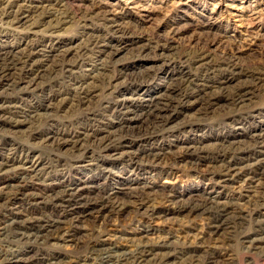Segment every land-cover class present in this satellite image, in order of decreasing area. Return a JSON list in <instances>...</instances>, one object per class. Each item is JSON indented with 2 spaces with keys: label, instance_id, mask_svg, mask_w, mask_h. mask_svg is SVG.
<instances>
[{
  "label": "bare ground",
  "instance_id": "bare-ground-1",
  "mask_svg": "<svg viewBox=\"0 0 264 264\" xmlns=\"http://www.w3.org/2000/svg\"><path fill=\"white\" fill-rule=\"evenodd\" d=\"M91 1L95 6L82 10L72 0H0V33L9 30L46 38L44 45L24 49H14L9 37L0 38V264H176L177 256L195 254L198 247L191 246L202 245L203 256L191 257L187 264H219V238L226 230L233 231L243 254H255L264 261V131L243 145L237 140L216 144L212 154L220 161L208 168L210 180L238 184V193L248 194L244 197L249 207L220 203L211 192L193 193L184 200L148 182L123 180L107 190L63 180L69 165L84 168L87 164L109 172L105 159L172 171L184 162L196 170L207 156L192 144L174 145V151L170 144L142 153L133 147L175 137L178 130L192 128L206 116L230 124L240 122L241 117L254 118L256 107L264 102V58L255 69L244 70L239 68L235 47L214 57L206 45L176 50L170 44L179 35L176 31L153 46L133 45L127 52L132 57L163 61L137 74L135 79L140 82L153 79L165 66L179 65L180 72L168 77L163 90L151 97L115 96L119 92L115 82L127 59L125 52L120 56L124 47L88 33L57 53L51 44L67 23L84 29L86 23L102 22L104 29L125 38L128 31L120 20L128 15L127 10L143 17L154 6L147 0L144 4V0H127L124 8L111 7L108 0ZM258 15L255 11L239 19L249 37ZM242 76L245 80L236 87L229 85ZM255 97H259L257 102H253ZM191 100L200 104L202 113L178 128L171 126L173 115L191 105ZM221 101L225 102L222 109L217 105ZM250 158L252 170L244 173L241 162ZM241 171L245 177L239 182ZM56 173L61 180L37 193L35 187ZM163 206L186 220L205 217L204 228L184 235L189 249H177L168 232L161 235L151 228V222L165 218ZM83 224L88 231L81 228ZM134 225L143 229L141 233L134 230L129 239L118 235L120 227ZM67 243L72 247L70 253L62 249Z\"/></svg>",
  "mask_w": 264,
  "mask_h": 264
},
{
  "label": "rangeland",
  "instance_id": "rangeland-1",
  "mask_svg": "<svg viewBox=\"0 0 264 264\" xmlns=\"http://www.w3.org/2000/svg\"><path fill=\"white\" fill-rule=\"evenodd\" d=\"M125 1L127 0H108L111 7L120 8L127 7L124 4ZM147 1H149L150 5L154 7H149L151 10H149V12L143 13L145 14L143 15V17H140V15L134 11L127 10L128 15L125 16V18L123 19L124 21L120 20L121 23H124L123 26H125L128 31L127 37L122 38L118 34H113L110 31H107L106 29H104V26H102V22L97 23L95 21H92L90 25L89 23H86L85 25L88 26H85L84 29H81V25L78 26L77 24L67 23L61 27L60 31H58L57 33L58 37H56L55 40H53L54 43L52 42L51 44V46L53 45V53H57L58 50H63V48L66 49L67 47L74 45V43L78 40L85 39L86 33L102 37L106 43H109V45L117 44L120 47H124L125 49L120 56H122L125 52V55L123 56H126L127 59L124 61L125 64L123 66L125 67L122 70V75L118 78L119 81L117 80L115 82V84L119 83V92L116 93L115 96H121V94L123 95L124 93L125 97L129 96L128 98L131 97L132 99L143 96L151 97L161 92L164 88V85L168 82V77H170L171 75H177V72H180L179 69L181 67L179 65L162 67L164 71L159 72L155 77H153V79L148 80L147 82H140L135 78H138V75L142 74L144 68H146L148 65H161L163 61H148L147 59L132 57L128 55L129 53L127 52V50H129L130 47L132 48L133 45L149 44L153 46L154 42L163 40L164 38L168 37L171 31L179 32V35L176 37V39L170 43L171 47L175 48L176 50H185L189 47L200 48L206 45L211 51V57H214L220 56L228 47H235L236 49H238L237 57L239 61V68H242L244 70L255 69V67L264 58V0ZM177 2H179L178 6L176 5ZM72 3L73 5H79L82 10L95 6L93 5L91 0H72ZM141 3H146V0L142 1ZM158 5H161V7H158ZM255 11L259 12V15L253 21L254 25L251 30L253 31V34L249 37L246 27L244 25H241L239 19H247L249 18L250 14ZM146 15H148L149 18L144 17ZM152 36L155 37L153 41L150 42L149 39H152ZM4 37H9L8 41L14 47V49H24L25 47H27V45L38 47L39 45H44L46 40V38H44V36L42 35L33 38L29 34L16 32L14 33L10 32L9 30L1 31L0 38ZM232 39H235L236 41L233 42ZM31 40L34 41V43L30 42ZM129 42L134 43L129 44ZM205 42L206 44H204ZM163 52L173 53L171 51H167L166 49H163ZM243 80H245L243 76L238 80L233 79L232 81H230L229 85L236 87V85L239 84L238 82ZM258 100L259 97H255L253 102H257ZM191 102V105L185 106L173 115V118L170 122L171 126L178 128L184 124L189 123L191 119L197 118L199 116V113H202L199 110L200 104L193 103V100H191ZM217 105L222 109V107L225 105V102L221 101ZM254 114H256L254 115L256 116L254 118H252V116L241 117L240 122L231 124L223 123L219 118L212 119L210 118V116H206L202 118L203 120L198 122V125L192 128L186 126L184 130H178L179 133L176 134L175 137H167L166 139H161L158 142L153 141V143L149 142L133 147V150H136L138 153H142L146 152L150 148L165 149L170 144L173 151L175 150V146L192 144L195 147L202 149L204 151L203 154H205L204 156H207V160L196 170L190 168V166L185 164L184 162L180 163V165H182L181 168L172 171L169 169H162L161 167H148L143 163H140L136 165V167H133L128 165L124 159H105L104 168L109 170V172H104L101 170V168L89 166L87 164H85L86 167L84 168H73L71 167V165H69L70 167H66L63 171V180H66L67 182L80 181L79 183H81V185H88L87 187H95L96 185L101 186L102 188H105L107 190H110V188L112 187H116V184L119 182H123V180H128L134 183L148 182L152 187H156V189L164 188L166 190L165 193H175L176 195L181 196L184 200L193 193L211 192V196L215 195L214 197L216 201L220 203H237L240 206L244 205L245 207H249L247 199L244 197L248 196V194L242 193L240 195L237 190L238 184L223 185L222 183H216L215 180H210L208 170L217 166L218 162L220 161L219 158L215 159V154H212V150L215 149L216 144L237 140L241 142V145H243V143L246 144L250 141V136L255 133L264 131V102L256 107V113ZM34 153L36 154V151H34ZM251 161L252 159H248L244 162H241V166L245 168L243 170L244 173H246V171L250 172V170H252V168H250L249 166L253 163V161ZM171 171L173 175H168L171 173ZM240 174H242V171L240 172ZM244 177L245 174H242L239 182ZM59 180H61L59 178V174L56 173L54 176H52L51 179H49L48 182L44 183L43 186L35 187L37 188V190H39L36 192H42V190L46 189L47 186H54V183L57 184ZM261 182H263V178L261 179ZM163 210L164 212H166L165 218L162 221L155 220L151 222V228L162 233L161 235H164V232H168L169 240L177 244V249H180L181 247L189 249L188 247H190V243L184 238V235L190 236L192 234H196V231L204 228L208 223L205 220V217H187L186 220L182 217L174 216L172 215V213H169V207L167 206L161 207V211ZM262 219L263 218H260V220ZM80 226L81 228L84 226L85 228L87 227L85 224ZM87 229L88 227L85 229V231H88ZM119 230L120 231H118V235L122 239H129L132 238V235H134V230L137 233H141L140 231H142L143 229L140 228V226L136 225L135 227L134 225L131 227H120ZM227 231L228 230L224 231V233L219 238V241L222 243V248L217 251V261L219 264H264V261H261V259L258 260V257L255 254H243L244 252L242 248L238 245L236 240L233 239V235H235L233 231H228L229 233H227ZM82 236L83 235H79L77 238H81ZM138 236L139 235H136L135 237ZM152 238H155V236H153ZM63 245H65L62 248L64 253L72 252L70 243ZM204 246L205 245H202L200 247L191 246L198 247L195 251V254H193L192 252L181 254L177 256L175 263L187 264L191 257H202V251L205 250Z\"/></svg>",
  "mask_w": 264,
  "mask_h": 264
}]
</instances>
